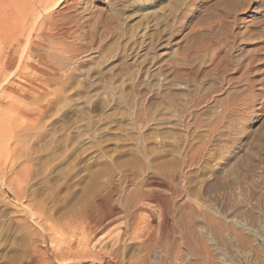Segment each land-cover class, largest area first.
<instances>
[{"label": "rangeland", "instance_id": "374dc122", "mask_svg": "<svg viewBox=\"0 0 264 264\" xmlns=\"http://www.w3.org/2000/svg\"><path fill=\"white\" fill-rule=\"evenodd\" d=\"M229 1L0 0V264H264V0Z\"/></svg>", "mask_w": 264, "mask_h": 264}, {"label": "bare ground", "instance_id": "6f19581e", "mask_svg": "<svg viewBox=\"0 0 264 264\" xmlns=\"http://www.w3.org/2000/svg\"><path fill=\"white\" fill-rule=\"evenodd\" d=\"M39 1H42V2H45V1H47V0H39ZM232 0H230L229 2H231ZM57 6V5H56ZM245 7V6H244ZM17 24V23H16ZM28 24V23H27ZM42 25H43V23H42ZM40 27V26H39ZM49 27V26H48ZM49 29V28H48ZM26 33H27V31H25ZM30 35V34H29ZM31 36V35H30ZM31 40V39H30ZM37 47V46H36ZM45 50V49H44ZM25 52H26V50H25ZM27 53V52H26ZM29 53H30V51H29ZM29 53H27V54H29ZM53 53V52H52ZM21 55V54H20ZM21 57V56H20ZM28 57V56H27ZM22 59V58H21ZM9 60V59H8ZM34 63V62H33ZM41 68V67H40ZM39 71H40V69H39ZM43 71V70H42ZM41 71V72H42ZM16 73V72H15ZM13 75V74H12ZM48 75V74H47ZM1 77H2V75L0 74V80H1ZM6 77V76H5ZM41 78V77H40ZM40 78L39 77H32L31 79H29V80H27V81H25V88L24 87H19V86H17V89H16V91H15V93H27V92H33L34 90H36V89H39L40 87H41V84H44V83H46V84H48L46 81H41L40 80ZM47 80V79H46ZM9 81V80H8ZM49 81V83L51 82L50 80H48ZM52 83V82H51ZM54 83V82H53ZM56 84V83H55ZM49 87V86H48ZM3 88V87H2ZM10 88V87H9ZM9 88H7V89H9ZM34 88H36V89H34ZM3 90H6V89H3ZM4 92V91H3ZM43 95H45V93L44 92H41V94H39V97H41V96H43ZM20 96V95H19ZM38 97V96H37ZM37 97H35L34 99H32V98H30V100L31 101H29V102H27V105H32V101L33 100H35L36 101V98ZM42 98V97H41ZM12 101V100H11ZM28 101V100H27ZM13 102V101H12ZM21 102H23V101H21ZM42 109V108H41ZM34 112H35V110H34ZM37 115H39V114H37ZM37 117V116H36ZM34 120H36V118H34ZM10 124V123H9ZM2 125V124H1ZM11 125H9V126H7V127H4V126H2V127H0V142H3V141H9V139L10 138H8L9 136H11L12 135V132H11ZM14 132V131H13ZM21 132V131H20ZM13 137V136H12ZM11 137V138H12ZM8 138V139H7ZM18 140V139H17ZM10 142H12V141H10ZM4 143V142H3ZM16 143H18V142H16ZM7 146V145H6ZM86 212V211H85ZM88 212V211H87ZM86 214H88V213H86ZM85 214V215H86ZM92 214V213H91ZM90 215V214H89ZM83 217H85L86 218V216H83ZM82 217V218H83ZM84 218V219H85ZM90 218V217H89ZM86 220V219H85ZM93 220V219H92ZM91 220V221H92ZM82 221V220H81ZM84 222H86V221H84ZM90 224H91V222H90ZM95 224V223H94ZM82 225V224H81ZM88 225H89V222H88ZM93 225V224H92ZM94 226H98V225H94ZM87 227V226H86ZM73 230V229H72ZM74 231V230H73ZM91 233V231H87L86 230V228H83V233H84V237H83V241H82V246H83V248L84 249H86L87 247H88V245H90L91 244V241H89V239H88V234H90ZM81 236H82V233H81ZM117 237V236H116ZM119 239V238H118ZM117 239V240H118ZM144 239V238H143ZM80 240H82V239H80ZM81 243V242H80ZM80 243H78V245L80 244ZM81 245V244H80ZM79 245V246H80ZM78 246V247H79ZM93 246V245H92ZM91 246V247H92ZM70 247V246H69ZM106 247V246H105ZM80 248V247H79ZM78 248V249H79ZM88 248H90V247H88ZM93 248H94V250L96 249V247L95 246H93ZM99 248V247H98ZM101 249V248H100ZM100 249H97V250H93L94 251V253L92 252V254H90V255H92V256H95V257H97V256H99L100 257V255H101V253H103V252H100L101 250ZM87 254H89L88 252H86ZM85 251H83V250H77L76 249V251H74L73 253H70V254H68L69 256H70V259L72 260L73 259V261L75 262V261H77V260H79V259H81V260H83V257L85 258ZM63 255L64 254H58V256H56V258L57 259H60L61 261H65L66 259H68V255L66 256V255H64V258H63ZM66 256V257H65ZM92 256H90V257H92ZM87 257H88V255H87ZM109 257V256H108ZM32 259L33 258H31L30 259V261H32ZM104 259V258H103ZM102 259V260H103ZM70 260V261H71ZM105 260V259H104ZM144 260V259H143ZM80 261V260H79ZM100 261H101V259H100ZM105 262V264H107V261H104ZM33 263H35V261L33 262ZM72 263V262H71ZM80 264L82 263V261H80L79 262ZM30 264H32V262L30 263ZM76 264H78V262L76 263Z\"/></svg>", "mask_w": 264, "mask_h": 264}]
</instances>
